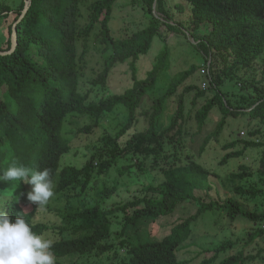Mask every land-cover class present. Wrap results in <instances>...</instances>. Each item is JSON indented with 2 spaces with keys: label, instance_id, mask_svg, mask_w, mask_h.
<instances>
[{
  "label": "trees",
  "instance_id": "16d2710c",
  "mask_svg": "<svg viewBox=\"0 0 264 264\" xmlns=\"http://www.w3.org/2000/svg\"><path fill=\"white\" fill-rule=\"evenodd\" d=\"M86 1L89 2L87 14L81 10L83 0H33L17 26L16 51L10 56H0V170L14 161L37 170L47 168L55 183V195L47 206L38 207L27 199L31 185L14 182L12 187L9 182H0L2 210L13 220L15 216H22L35 233L46 235L49 226L36 219L43 209L51 208L49 211L60 220L52 230L56 233L52 239L56 264H63L61 260L72 256L77 257V264H98L118 250L125 251V264H187L178 254L185 247L193 222L209 214L226 217L232 224L240 219L256 225L264 222V214L248 209L241 201L243 197L248 203L254 202L259 193L242 184L252 178L246 166L240 168L242 173L232 175L233 188L229 195L221 197L216 190L219 198L213 199L210 191L227 181L211 180L212 177L220 179L221 175L203 168L188 151V143L199 135L216 108L223 113L224 124L227 117L243 115L248 118L249 129L255 124L260 126L258 129L254 126L245 139L226 144L227 155L221 165L245 157L252 148L264 149V141L259 139L264 129V0H185L192 6L193 17L189 27L174 22L179 32L169 24L173 20L166 11L165 1L157 0V10L166 20L164 26L173 33H182L187 38L189 35L198 43L196 47L203 52L205 68L210 71L206 75L209 87L215 93L210 96L208 90L198 85L185 87V92H196L193 107L188 109L181 97L167 127H162V117L169 99L198 68L193 66L177 73L165 93L153 97L160 78L171 67L167 49L157 58L147 79L140 80L137 63L150 52L163 25V19H158L154 12L155 0H141L151 22L125 39L114 38L110 27L118 0ZM24 10V0H0V25L13 17L7 42L3 47L0 45L1 51L11 50L12 27ZM81 18L85 23L80 22ZM96 28L99 32L92 41L102 48L105 64L90 81L93 89L101 87L106 91L112 71L121 64L130 65L133 80L132 88L125 93L103 98L98 103L90 101V92H82L84 74L80 66L90 52L93 44L90 39ZM79 47L83 49L81 54ZM227 83L235 85L236 93L225 88ZM146 97H150L152 106L145 113L140 112ZM117 108H124L129 118L115 137L109 134L101 139L105 145L93 156L97 170L91 172L86 167L67 164L66 159L74 150V139L65 135L69 117L87 116L95 120L96 123L84 125L75 134H78L76 137L90 135L99 127L101 119L115 113ZM141 114L148 128L133 133L122 145L121 141L139 122ZM223 121L204 139L201 153L222 134ZM119 159L131 162L119 172L121 177L133 174L137 167L135 173H141L148 181L122 202L114 201L119 195L118 183L105 186V181H112L111 172ZM261 165L257 177L263 181L259 184L264 183V150ZM158 171L165 179L157 185L152 172ZM207 179L212 190L204 197L198 190L207 187ZM236 182L240 185L236 186ZM52 200L56 201L55 206L51 205ZM188 202L198 205L197 214L174 226L169 235L128 239L130 228H143L146 223L172 216ZM76 204L82 209L77 210ZM70 222L75 223L74 228L65 230L63 223ZM263 235L264 230L260 228L250 234L249 240L253 243ZM230 246L233 245L226 242L204 250L208 256L202 264H212ZM247 259L239 253L219 264H246Z\"/></svg>",
  "mask_w": 264,
  "mask_h": 264
},
{
  "label": "rangeland",
  "instance_id": "374dc122",
  "mask_svg": "<svg viewBox=\"0 0 264 264\" xmlns=\"http://www.w3.org/2000/svg\"><path fill=\"white\" fill-rule=\"evenodd\" d=\"M164 1L166 11H168L169 17L173 20V22L171 21L169 24L172 25L176 31L179 32L180 29L178 25H174V22L176 24L182 23L186 27L191 26L190 24L193 17V9L188 2L185 0ZM88 3L89 2L86 0H83L81 3L82 13L87 14ZM154 12L158 19H163V25L159 30V36H156L154 39L150 52L146 56L141 57L137 63L139 78L140 80L147 79L148 74L152 71L154 65L156 64L157 58L164 50L167 49L170 51L169 59L171 67L169 72L165 73L160 78L152 96L158 97L163 95L171 79L177 73L185 72L193 66L198 68V71L191 76L183 87L179 89L177 94L169 99L166 111L162 117V127H167L170 124L171 118L176 114L181 97L186 100L188 109L193 107L192 100L195 98L196 92H185V87L198 85L199 88L208 90V95L210 96H213L215 93L209 87V77L202 75V70L206 66V58L203 52L196 47L198 43H196L191 36L188 35L187 38L182 33H173L164 26V21L166 20L164 15H161L158 12L156 0L154 2ZM12 19L13 17H11L7 23L0 25V45L2 47L7 42L6 35H8V28ZM80 22L85 23V20L81 18ZM150 22L151 18L142 5L141 0H118L114 5L110 27L114 38L125 39L148 27ZM98 32L99 28H96L92 34L90 42L96 39ZM4 35L6 38L5 42ZM93 42L95 41H92L91 43ZM82 50V47H79L80 54L82 53ZM101 50L102 48L93 43L92 46H90L89 54L85 57L84 62L80 64L81 73L84 74L83 83L81 85L82 92L84 94L90 92V101L97 103L103 100V98L123 94L133 86L130 65L121 64L112 71L109 79V87L106 91H102L101 87L93 89L90 81L96 78L104 69L105 60ZM208 65L210 66V60ZM204 84L207 85L204 86ZM227 87L229 89L231 88V91L236 93V87L234 84L227 83L225 88ZM227 91L229 92V90ZM202 104L200 102L199 106ZM151 106L152 100L150 97H146L142 103L140 112L145 113V111L149 110ZM128 118L129 113L126 112L124 108H117L115 113L101 119L99 127L95 129L93 134L79 135L76 137L78 134H75L78 133L77 130L79 128L84 125L94 124L96 121L87 116L73 115L69 117L65 125V135L70 140L74 139L72 144L74 150L67 157L66 163L75 165L79 168L86 167L91 172H95L97 167L93 156H95L98 148L103 149L105 145L101 139L109 134L115 137L121 127L128 121ZM223 119L224 115L218 108L213 110L208 118L207 125L201 132H199V135L195 136L192 141L188 143V147L190 148L188 151L195 157L203 168L221 175L220 176L218 174L220 179L212 177L211 180L216 182H221L222 180L224 182L227 181V183L222 185H215L212 190V185L208 183L207 179V187L198 190V193L199 195L205 197L206 194L212 190V192L210 191L212 198L217 199L219 198L216 194L217 190L220 191L221 197H227L233 188V181L231 180L232 175L242 173L243 171H241L240 168L242 166H246L249 169L247 173H250L252 178L250 180L247 179L248 182L242 184H245L247 187H253V189L257 190L259 193L255 197L256 200H254V202L248 203L243 197L241 198V201L245 203L248 209L256 211L259 214H264V183L262 182L259 184V182L263 180L259 176L257 177V170L261 169L262 166L261 164L264 149L252 148L248 151L245 157L232 159L229 161L228 165H221V162L227 155V151L224 150V146L238 139H245L248 136V133L253 130L254 126L256 129L260 128V126L255 124L249 129L248 118L243 115L238 118L227 117L225 124ZM222 121L224 128L222 134L216 137L217 139H214L207 149L201 153L200 148L203 145L204 139L208 135L213 134ZM147 128L148 124L143 114L139 115V122L133 126L130 133L126 134V137L123 142L121 141V144L124 145L133 133L137 131H144ZM259 139L264 141V129L262 136ZM129 165H131L129 160L119 159L118 163L111 172L112 181H105L106 187H111L114 183L119 184V195H117L114 199L116 202H122V200L131 198L132 195H134L136 191L142 187L143 182L148 184V181L144 176H141V173H135L138 172L137 167L133 169V174L121 177L119 172H121L124 167ZM152 176L156 179L157 185L162 183L165 179L164 175L160 171L152 172ZM236 184V186L240 185V183L237 182ZM50 203L55 206L56 201L52 200ZM75 207L77 210L82 209L78 204H76ZM198 208L199 207L196 203H185L181 205L172 216L161 218L153 223H146L143 228H130L127 231V237L131 241L139 238L145 239L150 236H153L154 238H163L169 235L171 233V229L178 225L181 221L195 216ZM49 210H51V208L43 209V212L39 213L36 220L47 223L50 231L46 233L45 237L54 239L56 238V233L52 230H54V227L58 226L60 220ZM74 224L75 223L73 222L63 223L62 226L65 230H71L74 228ZM260 228L264 230L263 221L256 225L247 220L240 219L236 223L232 224L228 218L221 217L218 214L206 215L203 219L193 222L192 230L183 245L185 247L178 254L179 258L187 264H202L204 259L208 256L207 253H204V250L215 249L219 245L227 242L233 246H230L227 250L221 251L217 256V260L212 264H219L223 259L230 258L239 253L248 258L246 264H264V235L257 237L253 243L249 240L250 234L255 233ZM125 254L124 250H118L105 256L104 259L98 262V264H125ZM76 261L77 257L72 256L61 260V263L77 264Z\"/></svg>",
  "mask_w": 264,
  "mask_h": 264
},
{
  "label": "clouds",
  "instance_id": "9594fccd",
  "mask_svg": "<svg viewBox=\"0 0 264 264\" xmlns=\"http://www.w3.org/2000/svg\"><path fill=\"white\" fill-rule=\"evenodd\" d=\"M0 182H9L12 187L14 182L31 185L27 199L38 207L47 206L55 195V183L47 168L37 170L14 161L0 170ZM53 243L45 235L35 233L25 218L15 216L13 220L0 207V264H56Z\"/></svg>",
  "mask_w": 264,
  "mask_h": 264
},
{
  "label": "water",
  "instance_id": "95a60500",
  "mask_svg": "<svg viewBox=\"0 0 264 264\" xmlns=\"http://www.w3.org/2000/svg\"><path fill=\"white\" fill-rule=\"evenodd\" d=\"M24 1H25V10H24L22 16L20 17V19L17 21V23L13 27V34H12V39H11L12 40V48L8 52L0 51V56H10L16 51V48L18 46L17 25L19 23H21V21L24 19V17L26 16L28 11L30 10L32 3H33V0H24ZM156 2H157V0H156Z\"/></svg>",
  "mask_w": 264,
  "mask_h": 264
},
{
  "label": "built area",
  "instance_id": "2783aa9c",
  "mask_svg": "<svg viewBox=\"0 0 264 264\" xmlns=\"http://www.w3.org/2000/svg\"><path fill=\"white\" fill-rule=\"evenodd\" d=\"M209 71V69L208 68H204L203 70H202V75H204V76H206V75H208V72ZM205 85H207V84H204V86Z\"/></svg>",
  "mask_w": 264,
  "mask_h": 264
}]
</instances>
